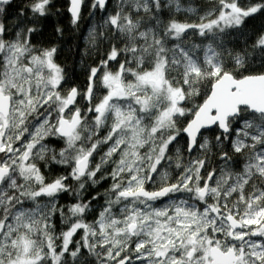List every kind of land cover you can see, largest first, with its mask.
Listing matches in <instances>:
<instances>
[{"label": "snow or ice", "instance_id": "6c2138e0", "mask_svg": "<svg viewBox=\"0 0 264 264\" xmlns=\"http://www.w3.org/2000/svg\"><path fill=\"white\" fill-rule=\"evenodd\" d=\"M217 3L165 23V8L195 10L88 0L105 13L89 44L108 49L80 89L55 42H34L53 0H0V264H264V31L224 43L264 0ZM85 5L68 0L73 28ZM53 164L66 174L48 179ZM106 179L89 221L101 194L84 193Z\"/></svg>", "mask_w": 264, "mask_h": 264}, {"label": "trees", "instance_id": "16d2710c", "mask_svg": "<svg viewBox=\"0 0 264 264\" xmlns=\"http://www.w3.org/2000/svg\"><path fill=\"white\" fill-rule=\"evenodd\" d=\"M22 0H16V3H21ZM114 0H110L111 7L113 6ZM182 9L192 8L194 13L187 11H175L174 7L170 11L165 8L163 10L161 19L163 22H167L169 19H176L180 22H193L199 20L200 16L205 15L214 8L218 10L217 0H179ZM53 3L57 8L60 9L59 15H53L51 19L43 26V35L37 36L34 42L38 46H47L50 41H54L57 46V54L55 57L56 63L61 65L65 73V84L68 87L76 86L83 89L87 83V71L91 66H95L102 55L108 49V43H99L98 49L92 47L88 41V33L90 28L96 24L97 32H100L101 25L103 24V15L105 13L98 12L94 13L92 16L89 15L90 9L87 7L88 0H86V5L82 10L81 20L79 24L73 28L70 21V16L67 12L68 0H53ZM111 8H109L110 10ZM108 10V11H109ZM55 13V9H53ZM13 23V21H9ZM59 24L60 27L64 29L62 37H56L54 29L55 26ZM246 27L243 29V35L240 30H229L232 35L228 36L224 43L235 51H239V48H234L235 45H240L241 47L248 43L249 39L261 31H264V15L257 14L255 17L249 18L245 22ZM203 38L200 37H190L187 41L188 44L200 43ZM250 47V45H249ZM259 61H257V64ZM63 86V85H62ZM104 90L101 89V92ZM184 141L181 142L177 147L183 150ZM59 148L58 145H54ZM215 159V158H213ZM234 159H239L234 157ZM48 179L54 178L55 176L66 174V169L61 165L53 164L50 168L42 169ZM110 179L103 180L99 185L95 187H89L84 193V199H90L92 195L100 193L99 201H93L95 208L88 214L87 219L91 221L93 217L97 214V210L104 203V193L106 189L110 187ZM76 200L75 195H70L68 193H63L59 199L60 205H69L74 203ZM57 225V231L64 225L61 223L59 217L55 218Z\"/></svg>", "mask_w": 264, "mask_h": 264}, {"label": "rangeland", "instance_id": "374dc122", "mask_svg": "<svg viewBox=\"0 0 264 264\" xmlns=\"http://www.w3.org/2000/svg\"><path fill=\"white\" fill-rule=\"evenodd\" d=\"M115 6H116V0H114V2H113V6L111 7V9L109 10V12H111V11H113L114 9H115ZM190 13H194V12H190ZM105 16V14L103 15V17ZM214 18V17H213ZM96 27V24H94L91 28H90V30L93 28V27Z\"/></svg>", "mask_w": 264, "mask_h": 264}]
</instances>
